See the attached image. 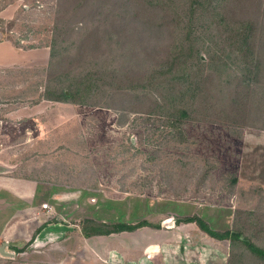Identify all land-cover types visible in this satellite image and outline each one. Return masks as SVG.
Returning <instances> with one entry per match:
<instances>
[{
	"label": "rangeland",
	"instance_id": "obj_1",
	"mask_svg": "<svg viewBox=\"0 0 264 264\" xmlns=\"http://www.w3.org/2000/svg\"><path fill=\"white\" fill-rule=\"evenodd\" d=\"M136 4L1 1L0 41L11 40L25 51L47 48L51 55L22 79L0 78V165L18 179L38 180L49 191L61 189L65 197L52 202L62 218L59 223L81 234L80 245L74 246V239L60 245V256L34 239L21 248L10 246L7 251L15 256L0 254V264H117L118 254L126 256L120 244L134 243L136 235L118 234L125 238L111 258L97 254L95 261L84 245L87 222L147 220L160 225L144 230L153 236L176 229V221L183 219L176 215L198 216L216 231L237 226L264 249V41L257 43L254 56L248 55L252 64L261 59L262 69L253 73L257 81L247 97H241L242 90L240 100L222 109L224 119L173 124L164 100H170L176 74L165 81L149 80L167 64L176 28L160 9H146L137 19ZM229 4L237 15L244 11V19L259 10L256 25L264 28V0ZM198 30L201 62L208 64L210 52L219 53L222 46L212 40L207 23ZM234 60L225 79L242 75L246 67L240 55ZM87 77L93 91L82 102L49 100L64 91L69 96L68 89L75 90ZM12 83H23L24 90L15 92ZM138 237L139 243L146 238L143 232ZM209 240L208 264H220L223 258L213 255L214 250L224 252V264H264L241 243ZM100 247L98 253L104 254Z\"/></svg>",
	"mask_w": 264,
	"mask_h": 264
},
{
	"label": "trees",
	"instance_id": "obj_2",
	"mask_svg": "<svg viewBox=\"0 0 264 264\" xmlns=\"http://www.w3.org/2000/svg\"><path fill=\"white\" fill-rule=\"evenodd\" d=\"M134 1L138 6L134 9H138L135 12L137 19L146 9L147 12H151L152 9H160L171 17L172 25L176 28L172 36V52L166 60L167 64L163 67L160 75H157L156 72L149 80L152 82L154 79L161 78L165 81L168 79L166 76L170 73L176 74L169 87L170 100H164L171 109L169 116L172 118L173 124H180L181 121L189 119L207 121L224 119L222 118L224 115L222 109L230 102H234L236 99L240 100L242 90L241 97L245 94L247 97L248 91L257 81V76L253 77V73H259L262 69L261 59L257 64H252L248 60V55H255L257 43L264 41V28L256 25L258 23L256 15H259L260 11L257 10L254 16L249 14L248 18L244 19L241 16L244 15V11H239V15H237L236 11L232 10V4H229L231 0ZM261 1L256 0L257 5ZM205 23L211 30L212 40H217L219 42L217 46H222L221 52H214V55L210 52L208 64L201 62L203 59L199 49L201 39L197 36L198 27ZM238 55L243 58L246 65L242 75L234 77L230 74V77L225 79L224 73L235 63L234 58H238ZM225 58H228L229 61H226ZM92 82L91 77L81 78L75 90L68 89L69 96L64 91L61 95L49 100L67 102L70 99H75L74 102H82V97L93 91V87L90 86ZM251 112L253 111L251 110ZM234 182L236 184L237 179ZM177 221L178 223H195L209 237L218 241H229L231 246L241 243L248 252L264 262V249L245 238L237 226L235 229L227 228L224 231H216L210 227L207 221L198 216H189ZM145 227L157 229L160 225L147 220L137 224L119 222L110 225L89 221L83 226L82 233L86 238H92L133 233Z\"/></svg>",
	"mask_w": 264,
	"mask_h": 264
},
{
	"label": "crops",
	"instance_id": "obj_3",
	"mask_svg": "<svg viewBox=\"0 0 264 264\" xmlns=\"http://www.w3.org/2000/svg\"><path fill=\"white\" fill-rule=\"evenodd\" d=\"M3 14L4 12H0L1 16ZM50 55L47 48L25 51L14 45L11 40L0 41V78L2 80L22 79L25 71L44 65L45 61L50 59ZM9 86L14 87L15 92L24 90V88L21 90L24 87L23 83H12ZM8 174L7 172L0 174V217L4 216L0 223V247L6 243L8 244L6 251L10 250V246L21 248L34 239L37 246L49 245L52 247L51 250L56 251L53 254L60 256L61 253L57 249L61 247L60 245H66L68 239L75 240L74 246L78 243L80 245L79 235L81 233L74 230V226L73 228L68 225L64 226L57 221L46 222L43 216L42 204L53 205L54 200L60 201L65 197L61 189L53 187L49 191L38 180L18 179ZM193 224L176 221V229L163 235L145 234L144 230L148 227L133 233H122L121 235L125 234L131 238L136 235V240L134 243L120 244L119 250L126 256L118 254L117 264H208L210 254H206L208 251L206 249L210 237L201 230H198L199 232L193 230ZM140 232H143L146 237H142L141 243L138 237ZM125 236L117 238L119 235L115 234L83 239L87 241L84 243L90 250L87 251L90 256L95 255L94 260L96 261L97 254L99 257L104 255L111 258V251L118 249L117 243L121 242ZM211 239L217 244L225 243ZM98 247L103 250L104 254L98 253ZM223 253L218 250L213 251V255L223 257L219 259L220 264L225 262Z\"/></svg>",
	"mask_w": 264,
	"mask_h": 264
},
{
	"label": "built area",
	"instance_id": "obj_4",
	"mask_svg": "<svg viewBox=\"0 0 264 264\" xmlns=\"http://www.w3.org/2000/svg\"><path fill=\"white\" fill-rule=\"evenodd\" d=\"M3 148L0 146V155L3 153ZM42 210H43V216L45 217L46 222H51V221H61V216L58 214L56 208L50 204V203H44L42 204Z\"/></svg>",
	"mask_w": 264,
	"mask_h": 264
},
{
	"label": "water",
	"instance_id": "obj_5",
	"mask_svg": "<svg viewBox=\"0 0 264 264\" xmlns=\"http://www.w3.org/2000/svg\"><path fill=\"white\" fill-rule=\"evenodd\" d=\"M6 169L4 168V166L0 165V174L1 173H5ZM8 244H4L3 246L0 247V254L4 257H10L13 258L15 256L14 253L8 252L6 251V247Z\"/></svg>",
	"mask_w": 264,
	"mask_h": 264
}]
</instances>
